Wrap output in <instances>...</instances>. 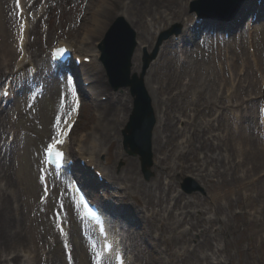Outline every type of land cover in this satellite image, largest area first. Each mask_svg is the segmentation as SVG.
I'll return each mask as SVG.
<instances>
[{
	"label": "rangeland",
	"instance_id": "374dc122",
	"mask_svg": "<svg viewBox=\"0 0 264 264\" xmlns=\"http://www.w3.org/2000/svg\"><path fill=\"white\" fill-rule=\"evenodd\" d=\"M43 1L47 11L53 7V17L50 20L52 30L46 35V39L42 38L38 24L30 32L28 47L30 55L33 56V63H38L39 74L33 79H26L25 74L28 73L22 72L20 76H24L21 84L30 81L33 82V86L21 91L17 87L18 94L15 99L7 102L4 111L0 113V126H11L7 124L9 115L15 130L20 132L11 143L9 153L0 156V227L11 231L20 239L10 243V236H3V245L0 243V264H22V251L41 250L44 242L52 244L50 246L54 248L51 250L47 244L44 250L45 254L50 253L51 263L68 264L65 257L67 241L53 235L57 233L53 209L62 205L68 209L71 218L69 220L72 226L70 250H75L73 264H94L93 250L85 237L79 234L81 223L74 209L72 210L71 201L63 185L57 184L55 193L44 204L39 203L42 191L38 173L42 149L53 131L52 126L61 115L62 107L65 106L68 110L64 74L62 73L58 79L56 76L57 80L51 78L54 74H49L53 69L46 52L50 45L61 39L66 38L78 44L85 36V32L92 29L93 13L109 7L112 2L110 0ZM122 1L124 6L117 10L112 9L107 25L99 27L100 34L92 35V46L97 49V44L105 30L118 16L124 15L128 18L137 16L134 21L137 26L135 28L139 31L137 38L140 43L137 50L138 60L135 62L138 71L142 69L144 48L153 51L158 32L169 29V26L186 28L187 24L193 25L195 21V14L190 11V4L195 0ZM154 2L171 6L172 10L168 13L172 14L163 20H159L158 14L150 16L151 11L155 9ZM263 3L264 0L260 4H257V0H246L237 18L228 23L216 22L213 19L200 22L201 25L204 23L206 26L215 27L220 23L218 30L227 28L233 36L223 43L220 40V44H214L207 51L203 50L202 46L211 44L210 38L219 35L220 32H211L208 34L210 38L203 37L204 43L200 45L197 38L195 40L196 30L191 31L193 37L191 43H188L190 40L181 42L174 39L164 42L158 58L150 65L147 73L152 75L155 87L161 88L159 98L166 102V106H161L160 112L158 110L161 119L169 124L175 123L174 117L177 114L181 118V121L177 122L180 131L173 136L167 132L163 151L161 153L153 151L151 168L153 176L150 180L144 178L140 158L129 156L122 145L121 130L128 121L133 106L129 90L117 92L114 90L107 71L99 59L97 68L88 66L91 70L94 69L89 75L91 82L88 83H91L90 87L96 94L93 96L89 91V94L86 92L81 118L73 132L69 149L72 156L79 157L75 154V150L86 138L87 133L91 132L89 141L84 144L85 148L87 149L92 141L97 140L96 144H98L99 140L103 150L109 149L108 152L103 151L96 156L97 161L107 171L110 169L114 175L123 177V174L130 173L128 169L131 168L130 163H133L135 165L133 174L138 180L148 185V189L149 185H154L142 194L143 201L141 198L135 200L137 194L133 189L126 190L123 182L112 180L111 177L108 180L109 186L102 184L103 190L96 192V198L104 206L111 205L113 208L111 213L119 216L122 226L126 225L127 234L133 239L131 249L137 256V264H174L177 261L181 264H264V123L259 119V106L263 100L261 75H264V12L259 6ZM252 5L255 8H252ZM139 8H142L141 12ZM247 8L250 11H246ZM157 10L164 11V9ZM173 11H182V13L174 16ZM13 13V0H0V88L3 84L1 78L11 70L13 66L11 64L17 56L7 57L12 62L9 66L2 65L1 58L4 57L2 48L14 46ZM253 15L257 17L255 25L245 23L242 27L243 23ZM204 28L208 30L207 27ZM249 36L253 38L255 54L261 66L258 73L251 62L253 60L251 54L254 53L253 49L248 48ZM225 42L228 44L230 58L233 59L232 71L237 76V89L240 90L232 100H221V105L215 107L216 110L220 109L217 111L220 113V107L226 104L233 106L227 110L223 109L226 120L223 116L218 121V119L211 120L208 113L211 97L209 90L214 87L213 91L216 93V86L220 81L228 85L230 81L228 67L224 65L220 71L216 70L218 81L210 80L209 84L206 83L208 84L206 92L199 93L202 88L198 85L203 84L200 73L203 70L191 74L189 58H187L189 63L181 61L182 52L177 47H190L189 50L185 49V52H189V55L193 52L194 57L191 59H195L194 49L200 46L199 51L205 54L203 61L212 63L216 67L220 64L218 53L224 49L222 45L225 46ZM221 61L224 62V56L221 57ZM245 61L249 62V67L242 71ZM221 91L217 93L220 94ZM61 93H64V97ZM226 93L224 92L225 96ZM232 110L244 116V123H241L239 129L240 134L239 136L237 134L236 138L244 139L246 143L249 141V135H252L253 141L249 142L251 148L258 150L255 160L250 159L247 154H242L241 162L237 164L238 155L230 150L231 146L228 143L225 144L227 147L221 144L220 151L209 146L214 136L227 137V140L229 136L231 138L232 135L228 134L227 130L231 126ZM7 133L4 131L0 133L2 137L0 148L5 146ZM255 133L259 135L258 138ZM220 152L224 155L228 153L231 157L230 163L226 166L216 164L212 160L218 157ZM177 157H180V162L176 168ZM161 158L164 159L162 168H157ZM121 163L123 166L119 168ZM200 167H202L201 171L208 172L205 183L193 174V171ZM190 178L204 188L202 192L192 195L183 192L181 185L184 179L191 180ZM176 195L185 201L187 197L191 200L193 206L191 210L195 212V219L190 221V217L185 214L181 217L182 211L189 210L188 206L186 210L176 209L174 215L171 214L173 201L168 197ZM111 218L113 221L117 220L112 214ZM175 221L177 222L174 223ZM164 223L176 228L177 232L188 231L190 227L193 229L188 232L189 234H183L184 241L178 254L173 255L172 251H168L169 244L162 242L161 232ZM209 235L211 241H208ZM68 241L70 242V239ZM7 247L13 248L11 253L6 251ZM42 253L43 250L39 251L33 264H41Z\"/></svg>",
	"mask_w": 264,
	"mask_h": 264
},
{
	"label": "bare ground",
	"instance_id": "6f19581e",
	"mask_svg": "<svg viewBox=\"0 0 264 264\" xmlns=\"http://www.w3.org/2000/svg\"><path fill=\"white\" fill-rule=\"evenodd\" d=\"M110 1L112 3L109 5V7L102 8L101 10H98V11L93 13V15H92V24H93L92 29L85 32V36L79 40L78 44H74L72 41L66 42V44H68L69 46H71L75 50V53L77 54V56L81 55L80 57H82V58L89 56L91 58L90 63L88 64V65H90L91 68L92 67L97 68V65H98L97 59L99 56V52L97 51V49L92 46V41H91V38L93 37L92 35L100 34V31H98L99 27H101L103 25L104 26L107 25V23L109 22L108 18H110L112 15L111 14L112 9L117 10L119 7L124 6L122 0H110ZM153 5L155 6V9L151 11L150 16L158 14L159 20H163L172 14V13H168L169 10H172L171 6H169V5H165L164 3L159 5V3H157V2H154ZM260 8L264 12V3L260 6ZM157 9H164V11L159 12ZM141 10H142V8H139V12H141ZM246 11H250V9L247 8ZM173 13H174V16H179L182 13V11H177V12L173 11ZM124 17L129 22V24L134 29H136L135 28V27H137L135 25L136 21H134V20L137 19L138 17L137 16H131L130 18H128L126 16H124ZM140 19H142V17H140ZM155 20L157 21V19H155ZM137 32L139 33V31H137ZM187 33H190V31L187 30ZM186 34L183 35V37H182L183 41L185 39ZM27 37H28V35H27ZM249 38H252V36H249ZM189 42H191V40ZM28 45H29V43H27V47H28ZM250 47H252V46H250ZM199 48H200V46H196V48L194 49L196 51L195 59H191V57H194V55L191 57H188V58H189V61L191 62V69H192L191 74L194 72H197V71L200 72V70H203L202 73H200L201 79L203 80V84L199 83V85H198L199 88H202L199 91V93H202V92H206V88H207V85L209 84L210 80H213L214 82H216L218 80L216 78L217 77V73H216L217 68L211 63L204 62L203 58H200V55L202 56V53H201V51H199ZM2 49L4 50L2 53V56H4V57L1 58L2 59V65L4 67H6V66L10 65V63H12L11 59H8L7 57H11L13 53L15 54V52H17V50L15 48L14 52H13V48H11V46H9V47L5 46ZM84 53H86V54H84ZM192 54H193V52H192ZM224 56H225V62L222 64H219V66H220L219 69H222V66L225 65V63H226V66L229 67V71H230V81L228 82V85H227V83L223 84V82H218L217 83L218 86H216V88H218L216 93H215V91H213L214 87H212V89L209 90L211 93V97L209 98V105L210 106H209V112L208 113H210L211 120L218 119V121H219V119L223 116H224V120H226L224 110H227L233 106L226 104L225 106L222 107L224 110L222 109V111H220V113L217 112L215 107H218V105H221V103H222L221 100H224V101L225 100H232V98L236 96V94H237L236 92L240 90V89H237V84H236L237 76H236V74L233 73L232 68H231L232 64H233V59L230 58L227 45H225V48H224ZM220 57H221V53H220ZM251 57H253V60L251 61L253 63V66L256 67L257 72L258 71L260 72L261 66H260L258 57H256V54L251 55ZM17 58H18V55L15 59L14 64L13 63L11 64V65H13L12 70L14 68H19L22 71L24 66L26 65V63L31 62L29 60L30 56H29L28 50H26L24 57L20 61H16ZM137 60H138V52L136 53L135 57L133 58V64H134L133 70H135L136 72H139L135 67V62ZM193 60H196V61H193ZM193 64H196V66H193ZM88 65L83 63L80 66L81 77H82V79H84L83 81H85V82H91V78L89 75H90V73H92V71H94V69L91 70L90 68H88L87 67ZM243 67H244V69H242V71H245V69H247V67H249V62L245 61ZM240 75H241V73H240ZM81 77H80V79H81ZM261 81H262V84H264V75H261ZM145 83H146V86L148 88L149 94L152 97L154 108L157 112L158 124H159V127L157 125L155 132H154V135H153V150L161 153L163 151L165 143H166L167 132L170 133V136H173V135L178 133L177 129H176V124H177L178 120L175 118V123L171 122L169 124L167 121H164L161 119V115L159 114V112L161 110V106L165 105V103H166L164 99L159 98L161 88L155 87V83H154V79H152V75L151 76L148 75L145 78ZM206 83H208V84H206ZM225 88H226V91H225ZM88 91L91 92L93 96L96 94L95 91L93 89H91L90 86H89ZM218 91H221V93L218 94L217 93ZM224 92H227L226 93L227 96H225ZM158 110H159V112H158ZM211 112H213V113H211ZM243 119H244L243 115L238 114L237 112L232 110V116L230 118L231 126H229V128L227 130V133L232 135L231 138L229 136V139L227 140V137L214 136V139L212 140V142H209V146L216 148L218 151L221 150V144H224V146H225V144L228 143L229 146H231L230 150L234 154L238 155L236 157L238 160L237 164L241 162L240 155L247 154V155H249L250 159L255 160V159H257L256 153L258 152L257 149L251 148L252 145L249 143V142L253 141L252 135H249V141H247L246 143H244V139H240L239 137H238V139L236 138V135L238 134V136H239V134H240L239 129L241 128V123L242 124L244 123ZM92 129H94V128H92ZM90 134H91V132L87 133L86 138L81 141V144L78 147L79 154H81V156L85 155L86 160H88V162H89L87 168H91V165L97 164L95 169L99 170L101 172H104L105 179H109V177H111L112 180L123 182L126 185V188H125L126 190L133 189L136 192L137 198L135 200H138V198H141L143 201L142 194L147 192L150 188H153L154 185H149V189H148V187H147L148 185L146 186V185H144L143 182H140L138 180V178L133 174V171L135 168V165L133 163H130L131 168L128 169V172H130V173L123 174V177L114 175L110 169H109V171H107L106 168L102 167V165L97 161L96 156L99 153H102L103 151H104V153L108 152L109 149L103 150L101 144L99 143V140H98V144H96L97 140L92 141L91 144L86 149L84 144H85V142L89 141V135ZM255 135L257 138L259 137V135L257 133H255ZM224 140H225V142H224ZM235 140H238V142H234ZM247 140H248V138H247ZM225 147H227V146H225ZM209 150H211V149L209 148ZM225 151H228V150H225ZM205 156L206 155L204 154V157ZM177 158H178V162L175 166L176 168L178 167L179 162H180V157H177ZM230 159H231V157L228 155V153H226V155H224V153H221V152H220L218 157L212 158L214 163L223 164L222 166H226L227 164H229ZM163 162H164V159L161 158L160 161H158V163H157V168H162ZM201 169H202V167H200L197 170H194L193 174L196 175V177L199 178L200 181H203L205 183L207 181L208 172L205 173V172L201 171ZM105 170H106V172H105ZM89 176H91L90 173H89ZM87 179H88V176H87ZM96 186L97 185H95V187ZM203 186L205 187V184H203ZM178 196L172 197L173 200L177 198L175 200L176 206L180 204V199H178ZM149 201H150V199H149ZM185 213L188 214V213H190V211L185 212ZM176 222L177 221H175L174 223H176ZM198 223H199V221H198ZM119 224H121V223L118 222V225ZM117 228H118V226L116 225L114 227V230L119 231ZM109 230H110V233L113 234L112 229L110 228ZM123 231H124V233L127 232L125 230V228ZM164 232L170 233L171 237L169 239L164 238V241H168V243L170 244L171 247L178 246L184 240L183 234H189L188 232H184V233L182 231L177 232L176 228H172L169 225L167 226V224H165V223H164V227L162 229V233H164ZM121 233H122L121 235L123 236L124 233L123 232H121ZM3 236H5V237L10 236V238H11L10 243L17 242L20 240L19 236H17L16 234H13L11 231H7L3 227H0V243L2 245H3L2 241L4 240ZM114 236H116V235H114ZM128 236H130V239H131L130 242H133L131 235L129 234ZM116 240L118 241L117 236H116ZM208 241H211V235L208 236ZM32 244H33V242H32ZM45 245L46 244H44V246H43L44 249H45ZM131 247H132L131 243L129 244V246L126 245L125 251L128 255L129 260L131 261V264H133L134 260L136 261V259H135V255H133V253L131 252V249H130ZM12 249H13L12 247L11 248L7 247L6 251L11 253ZM39 251H40L39 249H36V250L30 249L27 251L23 250L21 256H23L26 264H33V261L35 260V258H37ZM20 253H21V251H20ZM44 253H42L41 256H43ZM49 255H50V253H47L45 263L53 264V263H51L52 260H51V257ZM40 260H41V258H40ZM174 264H181V263H180V261H177Z\"/></svg>",
	"mask_w": 264,
	"mask_h": 264
},
{
	"label": "water",
	"instance_id": "95a60500",
	"mask_svg": "<svg viewBox=\"0 0 264 264\" xmlns=\"http://www.w3.org/2000/svg\"><path fill=\"white\" fill-rule=\"evenodd\" d=\"M243 0H199L192 10L201 17H212L217 19H229L233 8H236ZM178 33V32H176ZM171 33L164 36L169 37ZM162 40H160L161 43ZM136 42L134 34L130 32L128 25L123 18H119L109 29L103 43L100 45L103 50V60L113 79L115 88L121 86H131L132 94L136 96L135 109L131 116L130 123L124 130L125 149L131 155L142 156V161L147 178L149 172L147 168L152 165L151 161V137L155 124L151 100L143 84L142 78L130 80L131 58L135 50ZM155 53L146 57L144 71L149 63L156 57ZM131 150H128V148Z\"/></svg>",
	"mask_w": 264,
	"mask_h": 264
},
{
	"label": "snow or ice",
	"instance_id": "6c2138e0",
	"mask_svg": "<svg viewBox=\"0 0 264 264\" xmlns=\"http://www.w3.org/2000/svg\"><path fill=\"white\" fill-rule=\"evenodd\" d=\"M21 20H23V13H22V11H21ZM24 27H25V25L22 23L21 24V31L22 32L24 31ZM57 123H59V122H57ZM63 134H64L63 132H58V136L55 137V138H53V143L47 149L49 156L50 157H55V158H57V160H59L60 158L63 157V153L62 152H58L56 150L58 145L64 143V141L59 138V136H61Z\"/></svg>",
	"mask_w": 264,
	"mask_h": 264
}]
</instances>
